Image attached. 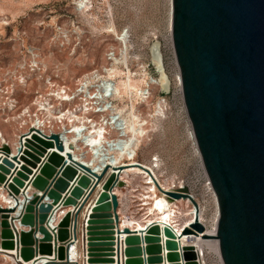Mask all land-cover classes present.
I'll return each instance as SVG.
<instances>
[{
  "label": "water",
  "instance_id": "1",
  "mask_svg": "<svg viewBox=\"0 0 264 264\" xmlns=\"http://www.w3.org/2000/svg\"><path fill=\"white\" fill-rule=\"evenodd\" d=\"M171 37L184 106L218 198L216 238L224 264H264V0H171ZM150 53L167 93L158 42ZM25 146L20 158H0L1 185L14 195L35 189L21 211L19 205L0 207V252L14 250L16 259L39 264H77L69 261V227L75 232L85 208L80 225L87 224V264H197L194 247L179 244L183 235L206 236L187 186L158 185L194 209L180 231L160 219L142 228L120 226L115 189L126 185L122 172L130 165H107L98 174L68 153L78 168L60 154L64 146L56 134L44 139L33 133ZM3 150L8 156L9 147ZM62 207L67 211L52 229ZM16 223L28 229L17 231ZM120 234H126L122 253Z\"/></svg>",
  "mask_w": 264,
  "mask_h": 264
},
{
  "label": "built area",
  "instance_id": "2",
  "mask_svg": "<svg viewBox=\"0 0 264 264\" xmlns=\"http://www.w3.org/2000/svg\"><path fill=\"white\" fill-rule=\"evenodd\" d=\"M72 35L73 34L63 25H59L55 32L49 36L48 40L50 44H53L55 47L62 50L70 46L73 42L75 45L79 44V40L75 42L71 39ZM78 35H80V33ZM23 48L26 49V54L18 63H16V67L20 68L22 71L13 72L8 70L11 65L0 68V98L3 99V108L2 110L0 109V113L4 116L5 124L14 122V118L18 120L21 116H24V106L19 108L17 95L21 90H16V80H26V76L27 80H30L31 75H33V79L37 76V78H39L38 81L43 79L42 76L38 75L40 67H43L46 64L41 50L31 43L23 46ZM161 54L164 71L168 72L167 59L169 56L166 58L167 54L171 55L173 63L178 69L177 73L180 75V69L171 36L168 44L161 45ZM143 58V53L139 50V48L137 46L136 49L134 48L130 31L128 29H124L119 32V34L116 33V40L107 46L103 61L100 65L73 79L74 82H58L52 78L53 84H60L62 94L65 98L59 101L52 95L49 96L48 102L50 103V106L57 107V110L54 114V118L51 120L52 123L49 126V131L45 134H36L44 139H50L53 134H56L63 146L67 143V146L70 147L72 151L78 152L80 156H86V154L82 153L76 144L80 145L82 139L87 136L91 142L86 146H88V149L90 150L89 154L95 157L96 161H94L93 164L96 165V168L94 170L96 172L97 168L100 169L99 172H96L98 174L101 173V171H103V169L108 165L107 163L110 161V158H114V154L108 150V146L110 144H116L118 149H120L119 151L121 152L122 158L121 160H117V165H123V163L128 160L129 152L132 156L137 157L138 149L143 144L142 138L147 136L149 141L150 134L158 129V122H160V120L170 119L173 115V112H171V102L176 93L179 92L181 98L183 99L182 85L178 77H176V81L173 82V84L169 82L168 92L162 93L160 90L157 68H154V75L146 78L144 83L141 85L138 98L132 100L126 98L124 101L126 109H121L122 102L115 98L116 76L113 75V69L115 66H120L125 72L126 78L130 77L132 79H136V77L140 75V70L144 68ZM133 63H135L134 66H131ZM148 65H152L154 67L151 60H148ZM26 71L28 73H26ZM11 78L12 81L8 82L7 79ZM152 87L158 88V97L156 100H154L155 96L154 99L151 98ZM53 88L54 85L52 86V89ZM4 102H6V105ZM9 103L11 104V107L8 106ZM132 106L134 107L133 110H131ZM36 108L37 107L34 105L30 107L31 110ZM185 113L188 118L186 108ZM188 121L187 136L191 144H194L195 150V146H197V144L195 137L193 139L192 136L194 133L190 120ZM131 124H133L132 127L135 128L143 127V134H139L137 137L127 138V131L129 130ZM30 125L31 124L29 122L25 123L21 121L19 123L18 129H16L17 134H14V138H18L17 144L9 142L4 144V136L0 131V158H12L14 156L20 158L26 149L25 144L27 143V139L31 138L33 134V131H30ZM8 133L10 135L12 133L13 135V129L11 128ZM70 136H74V138H76L75 141L72 140ZM126 138L129 142L127 146H125ZM21 141L23 143H21ZM52 141L54 142V140ZM4 145H7L10 149L8 156L3 150ZM124 150L126 151L125 153H123ZM198 156L200 160V174L197 175V178L191 181L187 178L182 179L180 180L181 183H176L173 187L187 186L189 193L198 202L200 209L205 208L206 210V206L209 204V201H212L216 210L215 202L218 198L199 153ZM156 158L160 160L158 155L152 156V159L156 160ZM75 161L84 164L81 160ZM18 162L19 163L14 162V164L17 167H20L23 164V161L20 160ZM90 163L92 165V161H90ZM13 170L14 168L11 169L10 174L6 175L7 179L11 177ZM154 179L159 184L155 176ZM0 190L13 198L14 206L17 204L19 205L20 209H18V212L22 210L23 206L27 202H29L35 192V189L32 187H29L26 190L21 188L20 193L18 195H14L11 190L4 185L0 186ZM65 210L66 208L62 207L54 213L52 217L53 224L51 223L50 225L52 229H55L60 219L65 214ZM212 216L211 219L207 220L204 218L203 214V219H200L205 227V231L207 227H213L211 224ZM120 222V226H122L123 218H120ZM170 225L177 230L174 222ZM11 228L14 232V228L12 226ZM15 228L17 231H20L22 228L25 230L28 229V227H19L17 223ZM70 243H74V245ZM69 244V252L73 248L75 251H81L83 256L84 254L86 255L87 244L83 241V233L79 241H75L73 238H70ZM194 249L196 252L197 264H224L218 243H216L215 247H204L202 249H197L195 247ZM122 250L123 247H120L121 253ZM77 264L80 263L77 262ZM81 264H87V260H82Z\"/></svg>",
  "mask_w": 264,
  "mask_h": 264
},
{
  "label": "rangeland",
  "instance_id": "3",
  "mask_svg": "<svg viewBox=\"0 0 264 264\" xmlns=\"http://www.w3.org/2000/svg\"><path fill=\"white\" fill-rule=\"evenodd\" d=\"M89 1L88 6L83 7L77 5L75 0H0V18L8 22L0 23V68L18 63L26 54L23 46L31 43L41 50L48 72L53 79L58 82H71L100 65L107 46L116 40V33L128 29L134 48L136 49L137 46L143 53L144 68L136 77L142 85L146 78L154 75V67L148 65V60L151 59V45L158 42L161 51V45L170 41L171 1ZM59 25L68 29L73 34L71 39L75 42L79 40V44L75 45L73 42L62 50L50 44L48 38ZM110 25L115 31H110ZM167 56H169L168 72L165 73L169 82L173 84L178 69L171 55L166 54V58ZM118 67V70L122 69ZM38 79L37 76L34 77V83L28 87L27 93L18 92L19 108L30 103L39 85ZM157 93L158 88L154 90V100L158 97ZM171 112L173 115L170 119L158 122V129L150 134L147 145L143 143L139 147L136 157L140 161L149 162L151 156L158 155L161 166L157 173L166 184L173 181L177 183L186 178L191 181L200 174L199 156L187 136L189 119L179 92L171 102ZM0 126L8 131L11 129L10 125L4 123V116L0 120ZM129 182L130 189L137 188L140 193L146 194V188L136 177L130 175ZM125 188L126 185L118 187V192L121 193ZM140 197L142 198L143 195ZM178 205L181 209L186 208L182 199ZM214 210V203L209 201L204 218L211 219ZM127 213L134 217H142L146 210L143 209V205L140 207L131 204ZM0 264H8V262L0 256Z\"/></svg>",
  "mask_w": 264,
  "mask_h": 264
},
{
  "label": "bare ground",
  "instance_id": "4",
  "mask_svg": "<svg viewBox=\"0 0 264 264\" xmlns=\"http://www.w3.org/2000/svg\"><path fill=\"white\" fill-rule=\"evenodd\" d=\"M75 3L79 6L87 7L90 1L89 0H75ZM169 15H170L169 30L171 32V10H170ZM0 23L7 24L8 22L0 18ZM110 26H111L110 31H115L113 26L112 25ZM21 53L24 54L23 51H21ZM16 66L17 64H11L8 70L13 71V72L22 71L20 70V68H17ZM118 68H119L118 66H115V68L113 69V75L116 76L115 98L117 99V97H119L118 100L122 102L121 109H126V104L124 103L125 99L126 98H129L131 100L137 99L140 93L141 85L139 84V81H137L138 79H132L130 77L126 78L125 72L122 69L118 70ZM26 73L28 72L26 71ZM38 75L42 76L43 79L42 80L40 79L38 81L39 85L37 89L35 90L30 103L24 105V108H25V110H23L24 116H21L18 120L14 118V122H11L8 124L11 126V128L14 131L13 135L12 134L10 135L8 133L9 131L6 130V128H2L0 126V131L2 132L4 136V139H3L4 144L7 142L12 143V144L18 143V138L17 137L14 138V134L16 133V129H18V125L21 121L25 123L29 122L31 124L30 131H33V133L45 134L50 129L49 126L52 123L51 120L54 118V114L57 110V107L50 106V103L48 102L49 96L52 95L56 100H59V101L64 99L65 96L62 94L60 84L59 85L53 84L52 77L48 72V66L46 64L43 67H40ZM32 76L33 75L30 76V80H27V76H26V80H22V81L16 80L17 81L15 84L16 90H21L24 93H27L28 87L31 84H33ZM161 76L162 78H165L164 73H162ZM176 77H178V79L181 81V76L178 73L176 74ZM7 81L11 82L12 78L7 79ZM71 81L74 82V80H71ZM53 85H54V88L52 89ZM155 88L156 87H152V93H151L152 99H154ZM4 104L6 105V102H4ZM10 105L11 104L9 103L8 106L11 107ZM33 105L37 108L34 110H31L30 107H32ZM2 108H3V99L0 98V109L2 110ZM133 109L134 107L132 106L131 110ZM0 120H2V113H0ZM132 125L133 124H131L129 130L127 131L128 132L127 138L128 137L133 138V137H137L139 134L140 135L143 134V130H144L143 127L135 128V127H132ZM192 136L194 139V134ZM70 138L74 141L76 139L74 138V136H70ZM127 138H126L125 146L129 144ZM142 139H143L144 145H147L148 144L147 136H144ZM90 142H91L90 139L87 136H85V138L82 139L80 145L76 144L78 149L81 150L82 153L86 154V156H80L78 152L72 151V149L67 146V143L64 144V151L60 154L68 161L69 164L74 165L71 161L68 160L67 158L68 153L72 155L74 160H81L82 162H84V164H86L90 168L95 169L96 165L93 164V162L96 161L95 157L89 154L90 150L88 149V146H86ZM21 143L23 142L21 141ZM108 150L114 154V158L112 159L110 158V161L107 163L108 166L110 167L119 166L120 164L117 165L116 163H117V160H121L122 158L121 152L119 151L120 149H118L116 144H110L108 146ZM195 150L196 152L199 153L197 146H195ZM50 151L51 149H49V152ZM125 152L126 151L124 150L123 153ZM10 160L13 161L12 158H10ZM90 161H92V165ZM124 164L130 165L126 170L122 172V179L125 181V184L126 185L129 184L128 179L130 175H133L134 177H136V179L141 181L144 188H146L145 190L146 194L143 193L142 198L145 199V202H143V205L146 206L147 218L143 220L142 222L141 220L142 218L138 219L136 217H131V216L128 217L124 215L122 226H128V227L131 226L132 228L134 227L142 228L147 222L160 219V220H164L165 222L169 224L174 222L175 227L177 228V232H178L186 224V222L188 223L190 220L193 219L194 209L193 207H191L190 201L188 199H183V202L185 204H190V206L184 209H181L178 205V202L181 199L176 200L174 198H171L168 195H166L162 190L159 189L158 185L165 190H169V189L175 190L179 188V187H173L176 184V182L173 181L172 183L166 184L159 178L157 170L161 166V160H158V158L154 160L152 159V156H151L149 162L140 161L136 159V157L132 156L131 153L129 152L128 160L125 161L123 165ZM146 169L150 170L151 174L148 173ZM31 170L35 172L36 169L32 168ZM99 170L100 169L97 168L96 172H99ZM154 176L156 177L159 184L154 179ZM177 183H181V181H178ZM99 190L100 189L98 188L93 193L91 198L94 199V195L95 194L97 195ZM215 204H216V210L212 216V222H211L213 227L206 228V231L204 233L206 234V236H203L202 234L183 235L181 239H179V244L181 247L192 246L194 248L196 247L197 249H202L204 247H209V248L215 247L217 243V238H216L217 222L219 219L218 200L215 202ZM0 206L5 207V208L14 206L13 198L9 196L8 194H6L5 192H3L2 190H0ZM15 207H18V204ZM204 210L205 208L200 209V219H203ZM84 211H85V208L82 209L79 218L83 217V215L85 214ZM79 218H78V228L75 229V232H73L71 227H69L70 236H71L70 238H73L75 241L77 240L79 241L83 233V241L85 244H87L88 243L87 236H85V234L87 233V230L86 231L84 230L85 227H87V224L83 223V225L81 226L80 225L81 222H79ZM51 223L53 224V221ZM124 236H126V234H122V235L120 234V247H123V248H124L123 246ZM116 237H118L117 234H116ZM70 244L74 245V243H70ZM116 248H117L116 245H114V249ZM5 252H0V256L5 261H7L8 264H39V263H34L35 261L33 260L24 261L22 259L20 260L16 259L14 255H12L15 253L14 250H7ZM115 254L116 252H114V258L116 259L117 257ZM69 257H70L71 262H76V263L79 262L80 264L82 260L86 261L87 260L86 258H88L85 254L83 256L81 251L79 250L75 251L73 248L69 252ZM181 264H185V261H181Z\"/></svg>",
  "mask_w": 264,
  "mask_h": 264
},
{
  "label": "crops",
  "instance_id": "5",
  "mask_svg": "<svg viewBox=\"0 0 264 264\" xmlns=\"http://www.w3.org/2000/svg\"><path fill=\"white\" fill-rule=\"evenodd\" d=\"M128 183L129 182V179H128ZM115 192L117 193V196H118V200H119V205H118V212H119V215H120V218H124V215L126 216H131V217H134L130 214H128V210L131 208V204H136L137 206H140L142 207L143 203L142 201L144 200L143 198L140 197V195H142L143 193H140L139 192V189H135V188H132L130 189L129 188V184L126 185V188L125 190L122 189L121 190V193L118 192V188L115 189ZM133 197V198H129V197ZM131 203V204H130ZM190 204H186V207H189ZM143 209L146 210V206L143 205ZM138 219L142 218V222L143 220H145L147 218V212L144 213V215L142 217H136ZM82 221V218L80 217L79 218V222Z\"/></svg>",
  "mask_w": 264,
  "mask_h": 264
}]
</instances>
